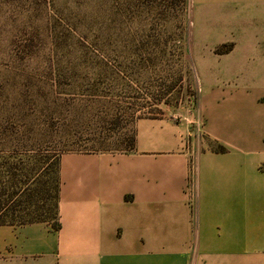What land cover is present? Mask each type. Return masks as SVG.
Instances as JSON below:
<instances>
[{
	"label": "rangeland",
	"instance_id": "rangeland-1",
	"mask_svg": "<svg viewBox=\"0 0 264 264\" xmlns=\"http://www.w3.org/2000/svg\"><path fill=\"white\" fill-rule=\"evenodd\" d=\"M255 52L264 0H0V218L52 224L60 153L124 150Z\"/></svg>",
	"mask_w": 264,
	"mask_h": 264
},
{
	"label": "crops",
	"instance_id": "crops-1",
	"mask_svg": "<svg viewBox=\"0 0 264 264\" xmlns=\"http://www.w3.org/2000/svg\"><path fill=\"white\" fill-rule=\"evenodd\" d=\"M263 96L264 54L227 59L132 150L60 154L59 228L0 225V264H264Z\"/></svg>",
	"mask_w": 264,
	"mask_h": 264
},
{
	"label": "trees",
	"instance_id": "trees-1",
	"mask_svg": "<svg viewBox=\"0 0 264 264\" xmlns=\"http://www.w3.org/2000/svg\"><path fill=\"white\" fill-rule=\"evenodd\" d=\"M261 101H264V96L261 98ZM127 144H126V147L124 149V151H128V150H132L133 147H134V137H133V134L130 136V137H127ZM212 148L214 150H217V151H222L224 150L223 146H221L220 144H216L214 143ZM91 151H95V150H87V151H81V152H91ZM65 152H75V151H65ZM64 153V152H62ZM60 153V154H62ZM59 156H57V159L55 160V164L57 166V173H56V177H55V183H54V186H53V190H54V195H53V198L55 199L54 201V206H53V215H52V219H53V223L51 224V227L56 230L59 228V222H58V217H57V202H58V192H59V175H58V162H59ZM260 169H264L263 167H260ZM32 222H47L45 220V217H41V216H38L37 218H31V219H28L26 221H23L21 222L20 224H27V223H32ZM3 224H13V223H10V222H7L5 220H3L2 218H0V225H3Z\"/></svg>",
	"mask_w": 264,
	"mask_h": 264
}]
</instances>
